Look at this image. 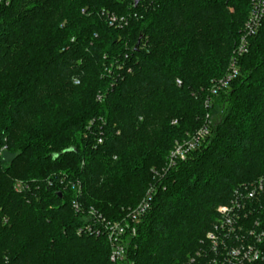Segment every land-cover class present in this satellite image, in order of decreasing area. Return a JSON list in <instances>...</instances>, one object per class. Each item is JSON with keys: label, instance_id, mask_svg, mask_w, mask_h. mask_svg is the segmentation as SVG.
Returning a JSON list of instances; mask_svg holds the SVG:
<instances>
[{"label": "trees", "instance_id": "1", "mask_svg": "<svg viewBox=\"0 0 264 264\" xmlns=\"http://www.w3.org/2000/svg\"><path fill=\"white\" fill-rule=\"evenodd\" d=\"M254 1L0 0V264H114L104 225L119 221L135 233L117 264H188L219 206L264 176V21L211 93Z\"/></svg>", "mask_w": 264, "mask_h": 264}, {"label": "built area", "instance_id": "2", "mask_svg": "<svg viewBox=\"0 0 264 264\" xmlns=\"http://www.w3.org/2000/svg\"><path fill=\"white\" fill-rule=\"evenodd\" d=\"M263 21L264 0H255L228 72L212 86V94H217L238 77V59L248 52L249 38L258 33ZM75 83L80 81L75 80ZM209 135L210 127L205 125L187 139L177 142L169 155L168 168L185 161ZM7 150V141L0 139V157ZM22 186L23 183L19 182L18 187ZM154 191V186H151L144 201L129 212L128 218L134 225L151 208ZM104 229L111 245V261L114 264L124 261L127 256L126 235L128 230L135 233L134 226L131 227L127 221H119L106 223ZM188 264H264V176L239 189L230 203L219 206L218 218L208 231L203 248L189 259Z\"/></svg>", "mask_w": 264, "mask_h": 264}, {"label": "rangeland", "instance_id": "3", "mask_svg": "<svg viewBox=\"0 0 264 264\" xmlns=\"http://www.w3.org/2000/svg\"><path fill=\"white\" fill-rule=\"evenodd\" d=\"M229 9H230V11H232V12L235 11L234 7H229ZM244 26H245V23H244V25H243L242 27L244 28ZM174 122H175V121H174ZM179 142H181V141H179ZM145 196H146V195H144V197L141 198L140 202L138 203V205H137L136 207H138V206L144 201ZM136 207H135V208H136ZM131 209H132V208H131ZM186 264H187V263H186Z\"/></svg>", "mask_w": 264, "mask_h": 264}, {"label": "water", "instance_id": "4", "mask_svg": "<svg viewBox=\"0 0 264 264\" xmlns=\"http://www.w3.org/2000/svg\"><path fill=\"white\" fill-rule=\"evenodd\" d=\"M144 0H134V7H138L139 3Z\"/></svg>", "mask_w": 264, "mask_h": 264}]
</instances>
